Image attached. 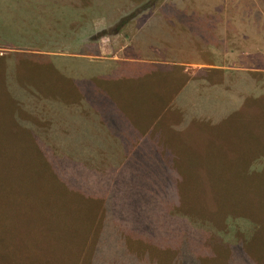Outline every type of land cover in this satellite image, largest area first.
I'll list each match as a JSON object with an SVG mask.
<instances>
[{
  "label": "rangeland",
  "instance_id": "obj_1",
  "mask_svg": "<svg viewBox=\"0 0 264 264\" xmlns=\"http://www.w3.org/2000/svg\"><path fill=\"white\" fill-rule=\"evenodd\" d=\"M174 1L179 5L178 1L190 0ZM163 2L169 0L0 1V60L5 61L0 63V153L10 155L12 169L5 168L6 174L0 175V264H90L93 241L102 230H96L100 209L94 201H88L81 211L84 196L50 172L34 139L39 132L54 154L75 156L83 142L88 151L81 150V157L92 152L85 163L100 173L108 174L109 163L118 155V163L133 177L137 172L122 160L129 158V151H137L136 159L142 161L141 184L140 191L136 185L130 191L131 204L152 216L158 206H174L203 218L193 222L219 226L222 237L228 234L232 218L236 227L230 246L242 244L256 264H264V117L259 116L264 102L250 103L223 124L214 125L213 121L223 120L215 104L218 89L226 83L222 75L212 73L261 68L258 73L264 76V59L242 58L241 51L228 50L226 42H218L212 43L218 47L216 51L199 48L187 53L217 58H190L181 53L180 58L132 61L130 40ZM203 45L197 42L196 47ZM243 45L235 44L239 49ZM187 62L199 65H179ZM151 67L161 70L159 79L147 76ZM180 69L200 83L192 85L180 77L171 80L170 74ZM111 73L117 76L114 80L107 78ZM15 75L16 82L12 80ZM198 75L209 77L211 83L203 84L196 79ZM141 76L147 81H133ZM99 78L103 91L111 96H105L107 108L100 115L101 102L91 103L76 87L79 79ZM139 86L141 91L136 93ZM237 88L232 84L227 88L232 89L234 101L240 94ZM258 88L264 89V84L258 83ZM144 93L155 102L133 106ZM111 99L118 102L115 108L109 106ZM212 100L211 111L201 108ZM120 109L119 117L127 118V126L120 120L113 125ZM201 112L209 115H198ZM193 121L196 124L189 130H179ZM115 134H127L131 147L121 151L115 146ZM137 135L140 138L135 139ZM98 136L105 147L95 146ZM145 143L146 148L142 147ZM120 174L95 175L90 187L102 186L108 194L104 185L117 186ZM116 198L118 202L120 196L116 194ZM164 227H145L147 240L162 238L166 247L174 248L179 240L168 233L172 231L190 241L180 224ZM162 231L163 237L156 234ZM130 252L136 259L144 261L149 256L159 264H171L173 259L153 245L133 240ZM215 259L207 260L219 264ZM244 260L241 254L236 263L248 264Z\"/></svg>",
  "mask_w": 264,
  "mask_h": 264
},
{
  "label": "trees",
  "instance_id": "obj_2",
  "mask_svg": "<svg viewBox=\"0 0 264 264\" xmlns=\"http://www.w3.org/2000/svg\"><path fill=\"white\" fill-rule=\"evenodd\" d=\"M12 7L15 8L16 6L12 5ZM1 22H3V20ZM3 62L5 61L0 60V63ZM170 67L171 66H168L167 68ZM155 68L157 67H151V70L153 71L151 74L147 75H152V80L159 79L161 77V70H156ZM174 68L176 67H172L171 70ZM171 70H169L168 73H170ZM181 71L182 70L180 69L179 71H174L172 74H170V76L172 77L171 80L176 81L177 77H180L181 79H189L184 74H182ZM114 73H111L107 78H110V80H114L117 77ZM212 73L222 75L226 83L223 88L221 87L218 89L217 92L219 96H216L217 102L215 104V111L223 113L221 117V119L223 120L220 122L213 121L214 125L222 123L224 120L226 122V120H229L236 112H241L242 110H244L250 103L252 104V106H254L258 102H264V89L258 88V83L264 84V76L262 74H259L258 72L228 73L218 70ZM12 78V80L16 82V75ZM138 79H141L142 82L147 81L146 76L134 77L133 81L139 82ZM196 79H201L202 83L206 85L208 83H211V80H208L209 77L199 78L198 75ZM96 80L97 79H79V82L77 81L76 87L79 88L84 97H90L89 101H92L91 103L94 102L96 104L101 102L100 108L98 110V115H100L105 110V108H107L105 107L103 100L108 94L102 89V86L100 84L102 80H100V78L97 80L99 82L98 85L95 82ZM220 81H222V78H220ZM188 82H191L192 85L200 83L193 79H189ZM231 84L236 88L240 86V90L237 88L240 94L236 95V101L231 98V95L233 94L232 89H227L228 86H231ZM148 89L152 94L153 89H150L149 87ZM135 91L136 93H139L141 91V87L139 86V89ZM146 94L147 93L139 94L134 101L133 106L140 107L139 105H141L143 102H155L154 99H148ZM101 95H103L102 98ZM107 97L110 99L111 96L108 95ZM111 100L114 102H112ZM111 100V105L109 106H113L115 108L118 105V102H115L114 99ZM205 105L206 106L203 107L201 106V108L211 111V106L214 105V102L213 100L209 102L205 101ZM122 111L123 109H120L119 111L116 110L115 114L117 115V118L114 120L115 123L113 122V125H116L117 122L121 121L127 126V118L123 119L119 117ZM127 113L136 119L134 115H131V111H128ZM198 115L208 116L209 114L201 112ZM259 116L264 117V111ZM204 121L208 120H201L200 123H204ZM194 124H196L195 121L190 124H185V126L179 128V130H183L185 132L189 130V128ZM117 134H115V146H119L121 148V151L123 150L124 152L126 147H131V145L129 144L130 140L127 134L125 136ZM121 136L125 137L126 139H122ZM100 137L98 136L95 138V146L102 145L103 147H105ZM134 137L135 139L140 138L139 135ZM34 139L38 144H40L41 152L47 159L48 167L52 175L58 181L63 179L69 188L73 189L74 191L80 192V195L84 196L81 199L82 202L84 201V203L80 204L81 207L83 206L81 211L86 208V204H88V201L91 200L94 201V203L100 209V218L98 217L99 227L97 226L96 230H102H100L99 236L96 238V240L94 239L93 241L94 253H92V261L89 262L90 264H159L158 260L155 259L151 262V258H149V256H146V259L144 261L136 259L134 256H132L130 252L132 240L133 242L138 241L142 243V245H153L158 250L172 255L173 259L171 264H209L208 260L210 261V259L212 258H216L214 261L218 260L220 262L219 264H237L236 258L241 254L245 259L244 261H246L248 264H256L251 259L249 254H247L242 249V244L237 243L236 246H230L235 241L236 222L232 218L229 219L230 229L228 231V234L222 237V234H224V232H222V230H218L219 226L212 225L213 223H210L209 221L202 224L193 222L194 219L201 222L203 218L192 216L189 214V212H183L182 210L174 206L168 207L167 209L158 206L155 210L154 215L152 216L150 214L144 215L142 211L143 208L140 209V207H136L137 205L135 206V204H131L128 195L130 191H134L135 185L136 191H140L139 186L141 184V181L138 180V178L140 177L138 174L140 172L139 169L141 167L142 161H140V159H136L137 151H134L132 153L129 151V158H127L126 160H122L127 161L125 165H128V168L134 169L135 173L137 172L133 177L129 176V174L127 173L128 170L125 166L122 168V166L118 163V161L121 160L118 155L114 154L115 156L112 158L111 162L109 161L110 172L108 174L112 175L116 172H121V174L117 181V186H108L107 184L104 185L107 191L110 190V193L107 194L106 191L101 188L102 186L95 189L93 187H90L91 179H94V177H96L95 175L105 177L108 174L107 171H103L102 173H100V171L90 169L89 166L85 163V160L88 157H91L92 152H89L86 157L84 156V158L81 157V150H83L84 152L88 151L87 149L83 148V142H80L78 150L75 151V156H72L63 153L61 155L54 154V151L51 148V144L48 143L47 139L43 137L40 132L38 134H35ZM142 147L146 148V143L143 144ZM121 151L118 153H121ZM10 165V155L6 152L0 153V175L4 176L8 171L5 170V168H11ZM118 168L122 169L118 171ZM11 170L12 169H9V171ZM5 179L6 178H4L3 180ZM111 179L112 178H110V180ZM104 192L105 194L103 195ZM116 194L120 196V200L118 202ZM174 223H178V225L180 224L183 228V231H187L186 236L190 241L185 240L184 234L180 235L179 238V234L172 231H168V233L171 236L175 237L177 241L179 240L178 245L174 248L166 247L167 245L163 243L162 238L158 241L147 240L146 235L149 234L144 231L145 227H149L150 225H157L165 229L164 225L170 226ZM164 232L165 231H162L161 233L156 234L163 237ZM138 234H140V236ZM219 239H222V242H220ZM237 247L238 253L236 252ZM258 252L260 251L258 250ZM237 254L240 255L237 256Z\"/></svg>",
  "mask_w": 264,
  "mask_h": 264
},
{
  "label": "crops",
  "instance_id": "obj_3",
  "mask_svg": "<svg viewBox=\"0 0 264 264\" xmlns=\"http://www.w3.org/2000/svg\"><path fill=\"white\" fill-rule=\"evenodd\" d=\"M175 2H163L151 17L144 20L130 40L132 61L180 58L181 53L190 58H215L187 53L200 49L216 51L218 47L212 43L218 42H226L228 50L241 51L242 58L264 59V0H190L178 1L179 5ZM197 42L205 45L196 47ZM239 43L244 44L240 49L235 46ZM179 65L197 66L199 63Z\"/></svg>",
  "mask_w": 264,
  "mask_h": 264
}]
</instances>
